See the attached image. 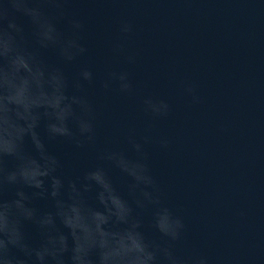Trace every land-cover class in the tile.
I'll use <instances>...</instances> for the list:
<instances>
[{"label": "clouds", "instance_id": "9594fccd", "mask_svg": "<svg viewBox=\"0 0 264 264\" xmlns=\"http://www.w3.org/2000/svg\"><path fill=\"white\" fill-rule=\"evenodd\" d=\"M76 2L0 0V264H258L187 244L185 217L167 202L149 152L152 145L172 147L168 135L155 134L157 122L173 112L169 100L144 96L143 132L129 131L126 149L101 146L89 93L97 73L82 62L89 55L87 25L70 8ZM118 32L111 53L135 65L134 23L121 19ZM70 66H77L74 74ZM178 86L190 105L203 103L195 82ZM100 87L105 94L135 93L123 68L107 67ZM53 144L92 150L94 162L69 174Z\"/></svg>", "mask_w": 264, "mask_h": 264}, {"label": "water", "instance_id": "95a60500", "mask_svg": "<svg viewBox=\"0 0 264 264\" xmlns=\"http://www.w3.org/2000/svg\"><path fill=\"white\" fill-rule=\"evenodd\" d=\"M85 19L84 42L97 73L89 88L100 144L127 148L126 136L143 132L146 95L173 105L155 134L168 135L169 151L149 147L151 165L167 202L185 217L187 244L212 256L264 257V0H77ZM121 19L136 32L129 42L140 55L127 65L110 50ZM55 60L53 54H48ZM127 69L135 93L105 94L107 67ZM74 74L77 66L68 67ZM198 86L203 103L190 105L178 86ZM75 174L94 162L92 150L53 144ZM123 187V185L121 184ZM43 203V202H41ZM245 216L239 215L240 211ZM148 223V217H145Z\"/></svg>", "mask_w": 264, "mask_h": 264}]
</instances>
